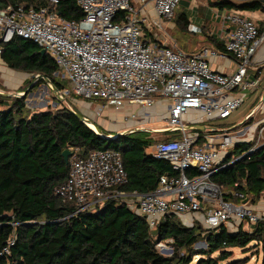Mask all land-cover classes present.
<instances>
[{
  "label": "built area",
  "instance_id": "1",
  "mask_svg": "<svg viewBox=\"0 0 264 264\" xmlns=\"http://www.w3.org/2000/svg\"><path fill=\"white\" fill-rule=\"evenodd\" d=\"M57 1L50 0L39 8L0 9V54L1 43L14 35L31 39L51 54L58 66L55 74L60 73L69 84L66 94L70 90L90 101L102 100L105 107L112 105L116 111L128 108L121 118L128 127L141 119L149 122L155 118L161 111L154 109L161 101L166 105L159 115L165 122L161 130L178 131L180 137L152 146L153 156L167 160L175 174L160 176L151 192L120 191L119 186L126 182L120 153L104 149L87 156L73 153L68 177L55 188V194L72 202L76 211L118 199L143 216L150 228L170 214L190 226V221L199 217L207 231L230 221L239 225L244 220L249 224L264 220V207L255 209L247 202L224 200L222 187L211 180L214 173L242 157L243 154L224 162L235 138L243 133L216 132L206 125L229 117L242 104L243 91L258 84V79H247V70L264 42V0L263 17L258 20L232 9L212 8L215 25L211 34L216 33L226 54L238 60L232 75L211 67L210 58L225 54L217 49L203 47L187 53L152 40L145 29L159 28L161 22H151L144 12V0L139 10L134 9L131 0H75L83 12L78 20L62 18L56 10ZM151 1L152 13L159 19H171L180 2ZM189 30L197 32L198 28L191 25ZM233 91L238 94L232 95ZM102 107L96 106V116L102 114ZM263 133L264 124L258 139H264ZM191 169L197 173L190 176ZM235 195L243 198L242 193Z\"/></svg>",
  "mask_w": 264,
  "mask_h": 264
},
{
  "label": "trees",
  "instance_id": "2",
  "mask_svg": "<svg viewBox=\"0 0 264 264\" xmlns=\"http://www.w3.org/2000/svg\"><path fill=\"white\" fill-rule=\"evenodd\" d=\"M49 2L0 0V9L39 8ZM211 2L220 9L263 11L262 0ZM56 10L66 20H78L83 15L75 0H58ZM175 22L185 29L189 24L187 13L180 11ZM209 36L210 47L226 54L223 43L214 35ZM1 45L0 58L7 67L32 73L41 81L46 77L58 91L69 87L66 80L67 84H63L55 76L58 66L52 56L40 53L41 47L33 40L14 35ZM68 94L71 95L70 90ZM25 98L0 94V264H190L197 255L195 264H219L233 255L234 248L252 243L257 244L260 263L264 264V220L250 225L251 231L243 228V222L235 231L223 224L207 231L200 224L186 225L170 214L150 228L143 216L118 199L76 211L72 202L55 194V188L68 177L73 153L87 156L94 150L118 151L126 172V182L119 186L124 193L151 192L160 176L175 172L167 160L147 151L156 142L137 135V130L106 138L61 100L54 108L28 115ZM93 123L103 134L112 135ZM173 131L164 140L180 137L178 131ZM202 140L200 136L198 141ZM249 149L248 144L234 143L224 162ZM64 150L71 152L67 160L62 155ZM189 172L190 176L197 173L195 169ZM211 180L222 187L224 200L238 203L247 198L248 204L264 201V145L223 167ZM235 193H242L243 198ZM168 239L172 241V253L164 255L156 244ZM198 240L206 242V249H194ZM228 264L242 263L235 259Z\"/></svg>",
  "mask_w": 264,
  "mask_h": 264
},
{
  "label": "rangeland",
  "instance_id": "3",
  "mask_svg": "<svg viewBox=\"0 0 264 264\" xmlns=\"http://www.w3.org/2000/svg\"><path fill=\"white\" fill-rule=\"evenodd\" d=\"M145 1L146 4L144 12L150 17L151 22L152 20H160L161 22V26L159 28L153 26L151 28L145 29V33L148 34L150 38H154L157 43L160 42L164 45L179 48L188 53H195L200 48L212 46L211 42L208 40V38L210 37L209 34H211L210 27L212 28V25L215 24V22L212 23V16L208 17V20L205 21L204 26L201 27V30L199 32L198 30L197 32L188 31V25L185 29L175 25V19L180 11H185L187 15L192 18V21L200 22L203 17L205 18V16L211 15V10L210 13H207L205 8L196 7L195 9H193L195 0H181L178 6L176 7L171 19H159L158 16L155 15V13H152V1ZM131 4L136 10H139L142 7V3L139 0H131ZM262 12L263 11L259 10V15H261V17ZM46 52L51 56L48 51ZM55 76L59 77L62 80L63 84H67V82L63 78H61L60 73L58 75L55 74ZM37 84V87L32 86ZM44 84L45 80L41 81V79H39V76L24 71L13 70L7 67L2 62H0V92L21 94L23 93L21 91L25 89L24 95L26 97V106L29 109L27 111L28 115H32L34 112L40 110L54 108L57 105L58 97L63 96L64 99H62L61 102L64 105L86 116L91 121L96 122L104 131H106L107 133H111L112 135H115L119 132H124L126 130L136 129L137 135L146 138L151 137V139L155 143L164 140L165 138H170L171 134H174V131L167 134L166 131L161 130V128L165 126V122L161 119L159 115L162 111L166 110V105H164L161 101L158 102L159 104L156 107L157 110L161 112L156 113L155 118L152 117L149 122L143 121L141 119L139 123L134 124L132 127H128L124 124V120L121 119L125 115L124 113L126 111H129L128 108H123L120 111H116L112 105L105 107L104 101L102 100L96 99L90 101L74 94H66V90L69 89V87L67 86L63 90L55 92L52 87H50L49 85L45 86ZM245 100V103L243 102V105L241 104V106L234 110L230 117H227L226 119L217 122L224 126H233L235 123H237L238 120H240L242 114L246 112L247 107L249 106L247 99ZM98 104L103 106V111L100 116H96L94 114V110ZM139 107L140 105L134 107L135 112L139 110ZM152 146L147 149L148 152H151ZM231 149L232 148H230L229 150ZM178 218L180 221H182L180 217ZM191 222L192 224H196L197 226L198 224H200L203 228V224L199 217L194 218L193 221H190V223ZM242 222L244 229H251L250 225L253 224H249L246 220ZM182 223L184 222L182 221ZM184 224L190 225L188 223ZM230 225L234 228V230H237V222L230 221ZM200 241L204 240H198L197 244L195 242L193 245L194 249H206V246H203L199 243ZM171 242V239L161 242L158 241L156 247L162 254L170 255L172 251H168L172 249V246L170 245ZM256 245L257 244L252 243L251 245H247L245 248H234L233 255L230 256L228 259L220 262L219 264H228L229 261L235 259H239L242 264H261V253L259 251V248L256 247ZM197 258L198 255L190 264H195Z\"/></svg>",
  "mask_w": 264,
  "mask_h": 264
},
{
  "label": "crops",
  "instance_id": "4",
  "mask_svg": "<svg viewBox=\"0 0 264 264\" xmlns=\"http://www.w3.org/2000/svg\"><path fill=\"white\" fill-rule=\"evenodd\" d=\"M139 1L142 2V0H139ZM211 1L212 0H195L194 1L193 9H195L196 7L205 8L207 13H210V10H211V15L208 14L209 16H205V18L203 17L200 20V22L199 21L194 22L192 21V18L188 16V19H189L188 31H190L189 29L191 28V25H194L198 28V32H199L201 30V27L204 26L205 21L208 20V17L212 16V8L217 7V6L213 4ZM241 13L245 14L247 17L253 20H258L263 17V12H262V17H261V15H259V10L241 11ZM212 19H213V16H212ZM212 23H214V19ZM214 25H212V27ZM211 29L212 28L210 27V33H212ZM209 35H214L216 37V33L209 34ZM209 61L213 69L219 70L228 75H232L234 72H236L238 68V60L229 54H223L222 56L210 58ZM0 62L4 64L1 58H0ZM247 79H250V80L258 79V84L256 85V87L252 89H247L243 91V93L245 94L243 98V102L245 103L246 101L245 99H247L249 106L247 105L248 106L247 110L244 114H242L240 120H238V122L235 123L233 126L221 125L217 122L220 120H217V119L208 122L206 125L213 128L216 132L220 130V131H226L229 133L232 132V134L243 133V136L241 135V137L235 138L234 143L235 144L243 143L244 145L248 144L251 149L254 146H260L261 144H263V141H264V139H258L259 129L264 124V42L261 43V45L258 47V49L256 50L252 58L251 64L249 65L248 70H247ZM231 94L236 95L238 94V92L233 91ZM243 102H242V105L244 104ZM154 110L156 111L157 108H155ZM248 206L255 208V209L262 208L264 207V201L260 199L255 204H248ZM226 227L228 228L229 231L234 230V228L230 225V222L226 224Z\"/></svg>",
  "mask_w": 264,
  "mask_h": 264
},
{
  "label": "water",
  "instance_id": "5",
  "mask_svg": "<svg viewBox=\"0 0 264 264\" xmlns=\"http://www.w3.org/2000/svg\"><path fill=\"white\" fill-rule=\"evenodd\" d=\"M46 51H45V49L44 48H42L41 50H40V53H42V54H44ZM44 80H45V86H50V87H52V89L55 91V92H57L58 90L56 89V87L52 84V82L50 81V79H48V78H46V77H44ZM0 94H2V95H9V96H21V95H24V92L23 93H21V94H19V93H2V92H0ZM62 99H64V97L63 96H60V97H58V100H61L62 101ZM76 115H77V117L79 118V119H81L84 123H86L87 125H88V123L89 122H91V123H93L90 119H88L87 117H85L84 115H82V114H80V113H78V112H76V111H73ZM94 124V123H93ZM89 126V125H88ZM95 128H96V132L97 133H99V134H101L103 137H106V138H112V137H117V136H120V135H122V134H125V133H130V132H133V131H136V129H132V130H126V131H124V132H119V133H117V134H115V135H106V134H103L102 133V131L100 130V128H98L97 126H95ZM94 130V129H93ZM71 154V152L69 151V150H64L63 152H62V155H63V157H64V159L65 160H67L68 159V157H69V155ZM248 153L247 152H245L243 155L245 156V155H247ZM242 155V156H243ZM246 201H247V198H245V199H243L242 200V203H246ZM198 242H196V244H197ZM200 244H202L203 246H206V242L205 241H200L199 242ZM168 252H171V250H169Z\"/></svg>",
  "mask_w": 264,
  "mask_h": 264
},
{
  "label": "bare ground",
  "instance_id": "6",
  "mask_svg": "<svg viewBox=\"0 0 264 264\" xmlns=\"http://www.w3.org/2000/svg\"><path fill=\"white\" fill-rule=\"evenodd\" d=\"M88 125H89L92 129L96 130L95 125H94L93 123L89 122Z\"/></svg>",
  "mask_w": 264,
  "mask_h": 264
}]
</instances>
